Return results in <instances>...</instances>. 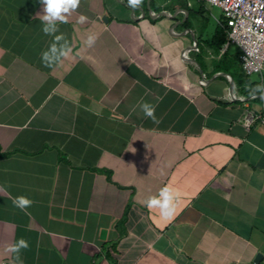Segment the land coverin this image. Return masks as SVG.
I'll use <instances>...</instances> for the list:
<instances>
[{
	"label": "crops",
	"instance_id": "0c3cea01",
	"mask_svg": "<svg viewBox=\"0 0 264 264\" xmlns=\"http://www.w3.org/2000/svg\"><path fill=\"white\" fill-rule=\"evenodd\" d=\"M206 5L80 0L45 67L39 0H0V264L21 238L23 264H264V99Z\"/></svg>",
	"mask_w": 264,
	"mask_h": 264
},
{
	"label": "clouds",
	"instance_id": "9594fccd",
	"mask_svg": "<svg viewBox=\"0 0 264 264\" xmlns=\"http://www.w3.org/2000/svg\"><path fill=\"white\" fill-rule=\"evenodd\" d=\"M42 7V14H38L41 22V31L45 35L53 36V42L49 48L41 53V62L45 67L54 66L61 58L68 57L71 54V46L65 36L57 34L59 32L58 23H67L68 16L77 10L80 5V0H39ZM143 0H128L129 5L132 8L139 7ZM88 18L84 15L78 17V23L87 22ZM95 35H90L86 40V45L91 47L96 41ZM252 95L260 94L261 98L264 99V84L258 85L251 90ZM141 111L144 116L151 119L154 123H159L155 115V105L147 102H141L139 104ZM163 200H151L150 206L159 207L161 214L164 217L171 215V197L167 191L161 193ZM12 203L15 207L20 209L22 212H26L28 208L32 206L33 201L25 196H17L13 198ZM29 247L28 242L21 238L16 240L14 243L6 246L5 251L12 254V260L10 264H23L21 259L22 250H26Z\"/></svg>",
	"mask_w": 264,
	"mask_h": 264
},
{
	"label": "built area",
	"instance_id": "2783aa9c",
	"mask_svg": "<svg viewBox=\"0 0 264 264\" xmlns=\"http://www.w3.org/2000/svg\"><path fill=\"white\" fill-rule=\"evenodd\" d=\"M198 1L221 9L227 40L240 51L241 68L247 75H260L264 84V0ZM255 120L264 124V105L260 113L245 111L244 125Z\"/></svg>",
	"mask_w": 264,
	"mask_h": 264
},
{
	"label": "trees",
	"instance_id": "16d2710c",
	"mask_svg": "<svg viewBox=\"0 0 264 264\" xmlns=\"http://www.w3.org/2000/svg\"><path fill=\"white\" fill-rule=\"evenodd\" d=\"M222 24H224L223 20H221V24H219L220 26L218 25L219 27H221V29H218V32H219L218 33V39H216V46L217 47L220 46L221 43H224L227 39L225 27ZM232 59L234 60V64H236L234 71L236 74L239 75V76L236 75V77L238 76V78H239L238 83L241 84L242 79L247 78L248 75L241 68L240 60H239V54L238 53L233 54ZM234 71L231 73H232L233 77L235 78ZM256 77H257V79H255L254 81H252L250 83L251 87L247 89L246 94H251V90L253 88H255L256 86L260 85L259 82H260L261 77H260V75H257V74H256ZM247 82H250V81L247 80Z\"/></svg>",
	"mask_w": 264,
	"mask_h": 264
},
{
	"label": "rangeland",
	"instance_id": "374dc122",
	"mask_svg": "<svg viewBox=\"0 0 264 264\" xmlns=\"http://www.w3.org/2000/svg\"><path fill=\"white\" fill-rule=\"evenodd\" d=\"M205 7H206V11H205L206 17L210 19V20H208L209 23H208L207 27L212 30L215 26L214 17L216 19L223 20L222 19V12H221V9L219 7H216V6H213L210 4H207ZM205 34H206V32H205Z\"/></svg>",
	"mask_w": 264,
	"mask_h": 264
},
{
	"label": "water",
	"instance_id": "95a60500",
	"mask_svg": "<svg viewBox=\"0 0 264 264\" xmlns=\"http://www.w3.org/2000/svg\"><path fill=\"white\" fill-rule=\"evenodd\" d=\"M105 231L102 230L101 234L102 236L104 235ZM262 257V254L260 252L256 253L255 257H254V262L257 263L259 262V259Z\"/></svg>",
	"mask_w": 264,
	"mask_h": 264
}]
</instances>
